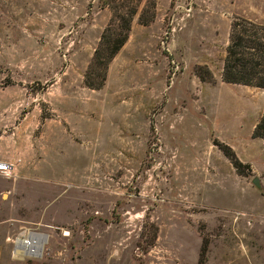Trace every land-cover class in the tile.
<instances>
[{
  "label": "rangeland",
  "instance_id": "374dc122",
  "mask_svg": "<svg viewBox=\"0 0 264 264\" xmlns=\"http://www.w3.org/2000/svg\"><path fill=\"white\" fill-rule=\"evenodd\" d=\"M241 20L264 0H0V264H264V90L222 77Z\"/></svg>",
  "mask_w": 264,
  "mask_h": 264
},
{
  "label": "trees",
  "instance_id": "16d2710c",
  "mask_svg": "<svg viewBox=\"0 0 264 264\" xmlns=\"http://www.w3.org/2000/svg\"><path fill=\"white\" fill-rule=\"evenodd\" d=\"M120 19L122 21L119 26L120 31L113 29L110 24L102 36L90 72L86 76L85 84L88 88L101 89L104 86L111 60L129 38L130 20L121 15ZM147 22L145 20V24ZM98 68H102L103 73L96 75L94 72L98 73ZM222 77L223 81L230 85H244L264 90V24L248 20L236 21L232 24ZM253 136L264 140V116L256 126ZM217 145L239 170L241 163L233 149L224 143Z\"/></svg>",
  "mask_w": 264,
  "mask_h": 264
},
{
  "label": "bare ground",
  "instance_id": "6f19581e",
  "mask_svg": "<svg viewBox=\"0 0 264 264\" xmlns=\"http://www.w3.org/2000/svg\"><path fill=\"white\" fill-rule=\"evenodd\" d=\"M45 237L39 234H33L30 239H19L17 241L16 255H37L42 250Z\"/></svg>",
  "mask_w": 264,
  "mask_h": 264
},
{
  "label": "built area",
  "instance_id": "2783aa9c",
  "mask_svg": "<svg viewBox=\"0 0 264 264\" xmlns=\"http://www.w3.org/2000/svg\"><path fill=\"white\" fill-rule=\"evenodd\" d=\"M0 173L7 177H12L13 167L8 163L0 162Z\"/></svg>",
  "mask_w": 264,
  "mask_h": 264
},
{
  "label": "water",
  "instance_id": "95a60500",
  "mask_svg": "<svg viewBox=\"0 0 264 264\" xmlns=\"http://www.w3.org/2000/svg\"><path fill=\"white\" fill-rule=\"evenodd\" d=\"M254 184L259 185V179H255Z\"/></svg>",
  "mask_w": 264,
  "mask_h": 264
}]
</instances>
